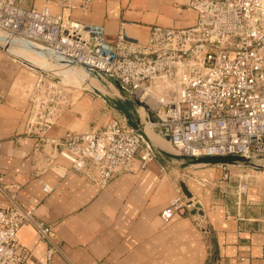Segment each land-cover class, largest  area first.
<instances>
[{"label": "built area", "instance_id": "1", "mask_svg": "<svg viewBox=\"0 0 264 264\" xmlns=\"http://www.w3.org/2000/svg\"><path fill=\"white\" fill-rule=\"evenodd\" d=\"M92 1L45 0L35 8L26 0H0V47L33 50L61 67L81 66L88 75L114 82L121 99L139 103L176 155L264 159V0H189L193 25H152L145 41L127 37L123 24L109 41L103 26L76 19L73 13L88 12ZM54 77L39 72L24 110L26 133L51 162L59 156L104 187L158 160L160 151L141 134L139 118L137 128L118 114L97 128L52 134L58 105L67 101ZM42 190L52 187L42 183ZM235 190L240 198L248 184L240 180ZM190 205L178 195L170 210L184 213ZM33 214L32 207L0 202V264H26L18 231L28 222L50 242L47 261L61 251L50 241V226ZM202 231L210 234L206 227Z\"/></svg>", "mask_w": 264, "mask_h": 264}, {"label": "crops", "instance_id": "2", "mask_svg": "<svg viewBox=\"0 0 264 264\" xmlns=\"http://www.w3.org/2000/svg\"><path fill=\"white\" fill-rule=\"evenodd\" d=\"M188 1L93 0L88 12L73 15L103 26L109 41L121 24L127 37L145 41L152 25H193L196 12ZM44 3L26 0L25 5L40 8ZM13 57L0 54V202L32 207L34 220L48 224L50 241L61 246L47 261L50 242L38 235L33 223L23 224L18 242L26 251V264H264V217L245 214V206L228 202L218 192L230 186L224 179L226 169L218 164L186 167L160 153L143 171L122 173L101 187L65 159L56 156L51 162L26 133L24 119L27 90L39 67L28 63L22 68ZM81 96L67 97L76 106L61 114L52 134L91 129L92 118L80 119L78 109L92 104L93 96ZM130 111L143 124L145 113L137 102ZM179 180L186 183L201 214L191 213L192 204L184 213L170 210L178 195L188 202ZM201 180L211 183L203 185ZM42 183L52 190L44 192Z\"/></svg>", "mask_w": 264, "mask_h": 264}, {"label": "rangeland", "instance_id": "3", "mask_svg": "<svg viewBox=\"0 0 264 264\" xmlns=\"http://www.w3.org/2000/svg\"><path fill=\"white\" fill-rule=\"evenodd\" d=\"M2 53L11 55V57L14 56L13 58L21 62L22 68L26 67L25 65H28V63H32L39 67L38 68L39 72L46 71V72L54 73L55 77L52 79V82L55 84L56 88H61L67 94V97L68 96L76 97V95L79 93H81L82 95L80 98L93 96L94 102H92V104L90 105L86 104L85 107H81L78 109L80 112L79 113L80 119H84L85 117L86 120H89V118L90 119L92 118L90 122L91 129L102 126L110 117H112V114L115 115L119 114L115 110L114 103L112 100L114 99V100L123 101V99H121V96H123V94L121 91H119V89L117 88L114 82L107 79H99L92 75H89L90 77L80 76L81 79L80 81H74L72 74L75 73H71V74L69 73L70 75H68L67 72L65 71L66 69L69 68L60 67L58 65H52L50 61L42 58L37 52L33 50L21 49L15 46L9 47L8 49H3L0 47V54ZM74 67H79L83 69V67L81 66H74ZM68 72L71 71L69 70ZM0 80H2L1 77ZM106 97L110 99L106 100L105 99ZM71 101L72 100H70L69 102L68 101L62 102L58 105L56 121L64 111H71L73 107L76 106L75 103L72 104ZM97 101H100V104H98ZM124 104L126 105L127 108H129V110L133 109L135 106V102H131V101H125ZM144 120H143V124H144L143 127L150 128L153 135L154 133L157 134L154 135V137L156 139L159 138L166 145L165 147H162L153 140L152 143L154 142L153 144L155 145L158 144L165 151L176 155L172 150V148L170 147L169 142L166 141L164 137L158 134V131L154 127H152V125L149 123V120H145V121ZM144 128H143V132H145ZM173 158H174L173 159L174 162L179 161V162H183V164L187 163V165L182 164V166H186V167L190 165L205 166V164L201 165L202 164L201 162H191L188 159L183 160V159H177L175 157ZM218 165L219 168L225 167L226 169L225 172H227L228 174V178H226V181L230 184V186L225 187L223 190L220 187V190L218 192L224 195L223 197L227 199L228 202L235 203L237 206L239 205L241 207L245 206L244 207L245 214L255 217L256 216L264 217V159H262L261 157H254L249 160L234 161L232 163L218 164ZM206 166L207 167L211 166V164H206ZM240 180H243L248 184V190L247 192L242 193L240 195V198H238L237 191L235 190V185ZM200 183L203 185L207 183L210 184L211 181L201 180ZM216 187H218L219 189V186ZM249 194L252 195L251 196L252 198L250 199L247 198V195ZM251 199L254 201L253 203H251Z\"/></svg>", "mask_w": 264, "mask_h": 264}, {"label": "water", "instance_id": "4", "mask_svg": "<svg viewBox=\"0 0 264 264\" xmlns=\"http://www.w3.org/2000/svg\"><path fill=\"white\" fill-rule=\"evenodd\" d=\"M106 100H109L110 98L106 97ZM114 103V108L115 110L122 115L125 119L126 122L128 123V125H130L133 128H137L139 125V119L134 117V115L132 114V112L129 110V108L126 107V105L124 104L123 101L120 100H112ZM137 104L139 105V103L137 102ZM141 134L146 138L145 133L142 131ZM166 139H168V137H166ZM161 154L165 155V156H170V157H175L177 159H183V160H189L191 162H201V163H209V164H228V163H232L234 161H242L245 160L243 157L241 156H234V155H227V156H203V157H199V158H187L184 156H179V155H174L171 154L165 150H159ZM183 165H187V163H184ZM178 185L180 187V190L182 191L183 195L185 196V198L188 200L189 204H192V211L191 213L195 214V213H199L201 214V211H199V204L194 203L193 199H192V194L191 192L188 190L186 183L183 180H179L178 181Z\"/></svg>", "mask_w": 264, "mask_h": 264}, {"label": "bare ground", "instance_id": "5", "mask_svg": "<svg viewBox=\"0 0 264 264\" xmlns=\"http://www.w3.org/2000/svg\"><path fill=\"white\" fill-rule=\"evenodd\" d=\"M28 52V51H27ZM25 53V52H24ZM29 53H31V52H29ZM24 55V54H23ZM26 56V55H25ZM42 57V56H41ZM42 58H44V57H42ZM45 59V58H44ZM50 63H52V65H58V66H60L59 64H56V63H53V62H50ZM61 67V66H60ZM67 68H69V69H66L65 71L67 72V74L68 75H70L71 73H75V74H72V77H73V80L74 81H80L81 79H80V76H83V77H90L86 72H85V70L84 69H82V68H79V67H67ZM71 71V72H68V71ZM70 73V74H69ZM78 74V75H77ZM83 81V80H82ZM72 82V81H71ZM79 83V82H78ZM84 84V83H83ZM146 120V119H145ZM144 120V121H145ZM144 125V124H143ZM144 133H145V135L151 140H153L154 142H157L159 145H161L162 147H165V145L166 144H164L163 143V141H161L158 137V139H156L155 137H154V135H157V134H154L153 135V133H152V131H151V129L150 128H144ZM167 141V140H166ZM165 143H167V142H165ZM170 145V144H169ZM196 164V163H195ZM198 164V163H197ZM203 164V163H202ZM201 164V165H202Z\"/></svg>", "mask_w": 264, "mask_h": 264}]
</instances>
